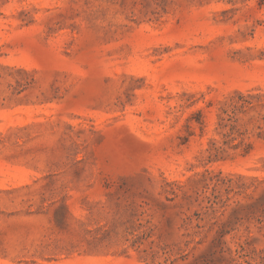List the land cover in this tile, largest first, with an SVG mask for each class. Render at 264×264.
Segmentation results:
<instances>
[{
    "label": "rangeland",
    "instance_id": "1",
    "mask_svg": "<svg viewBox=\"0 0 264 264\" xmlns=\"http://www.w3.org/2000/svg\"><path fill=\"white\" fill-rule=\"evenodd\" d=\"M0 264H264V0H0Z\"/></svg>",
    "mask_w": 264,
    "mask_h": 264
}]
</instances>
